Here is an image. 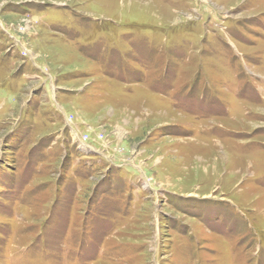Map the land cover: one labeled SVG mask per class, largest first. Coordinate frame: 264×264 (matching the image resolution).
I'll list each match as a JSON object with an SVG mask.
<instances>
[{
    "label": "rangeland",
    "instance_id": "1",
    "mask_svg": "<svg viewBox=\"0 0 264 264\" xmlns=\"http://www.w3.org/2000/svg\"><path fill=\"white\" fill-rule=\"evenodd\" d=\"M0 264H264V0H0Z\"/></svg>",
    "mask_w": 264,
    "mask_h": 264
}]
</instances>
